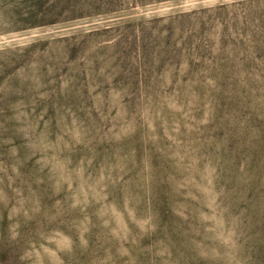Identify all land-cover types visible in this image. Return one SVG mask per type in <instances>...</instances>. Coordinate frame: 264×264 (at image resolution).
Wrapping results in <instances>:
<instances>
[{
    "label": "rangeland",
    "instance_id": "rangeland-1",
    "mask_svg": "<svg viewBox=\"0 0 264 264\" xmlns=\"http://www.w3.org/2000/svg\"><path fill=\"white\" fill-rule=\"evenodd\" d=\"M0 264H264V0H0Z\"/></svg>",
    "mask_w": 264,
    "mask_h": 264
}]
</instances>
